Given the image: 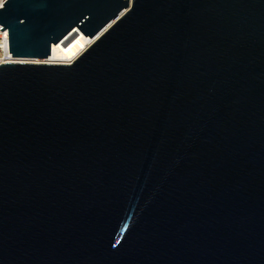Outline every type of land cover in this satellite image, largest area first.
Masks as SVG:
<instances>
[{
  "label": "water",
  "instance_id": "95a60500",
  "mask_svg": "<svg viewBox=\"0 0 264 264\" xmlns=\"http://www.w3.org/2000/svg\"><path fill=\"white\" fill-rule=\"evenodd\" d=\"M0 26L19 61L95 40L0 66V264H264V0H7Z\"/></svg>",
  "mask_w": 264,
  "mask_h": 264
},
{
  "label": "bare ground",
  "instance_id": "6f19581e",
  "mask_svg": "<svg viewBox=\"0 0 264 264\" xmlns=\"http://www.w3.org/2000/svg\"><path fill=\"white\" fill-rule=\"evenodd\" d=\"M126 11L122 12L120 16L124 15ZM94 41L95 40L86 38L83 35L72 36L63 43L52 45L51 55L46 61L52 65H69L78 59Z\"/></svg>",
  "mask_w": 264,
  "mask_h": 264
},
{
  "label": "built area",
  "instance_id": "2783aa9c",
  "mask_svg": "<svg viewBox=\"0 0 264 264\" xmlns=\"http://www.w3.org/2000/svg\"><path fill=\"white\" fill-rule=\"evenodd\" d=\"M7 0H3V4ZM3 7H0L2 9ZM3 27L0 26V30H2ZM12 63H22V61L16 60L12 58V55L9 54V46H8V31L3 30L0 31V66L6 65V64H12Z\"/></svg>",
  "mask_w": 264,
  "mask_h": 264
},
{
  "label": "rangeland",
  "instance_id": "374dc122",
  "mask_svg": "<svg viewBox=\"0 0 264 264\" xmlns=\"http://www.w3.org/2000/svg\"><path fill=\"white\" fill-rule=\"evenodd\" d=\"M131 2V0H129ZM22 63L49 64L47 61H22Z\"/></svg>",
  "mask_w": 264,
  "mask_h": 264
},
{
  "label": "snow or ice",
  "instance_id": "6c2138e0",
  "mask_svg": "<svg viewBox=\"0 0 264 264\" xmlns=\"http://www.w3.org/2000/svg\"><path fill=\"white\" fill-rule=\"evenodd\" d=\"M0 7H3V0H0Z\"/></svg>",
  "mask_w": 264,
  "mask_h": 264
}]
</instances>
